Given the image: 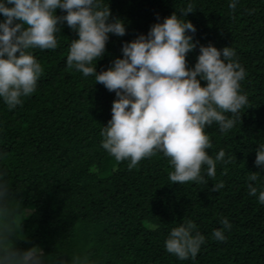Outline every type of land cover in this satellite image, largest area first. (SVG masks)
I'll return each mask as SVG.
<instances>
[{"label": "trees", "instance_id": "16d2710c", "mask_svg": "<svg viewBox=\"0 0 264 264\" xmlns=\"http://www.w3.org/2000/svg\"><path fill=\"white\" fill-rule=\"evenodd\" d=\"M184 2L107 0L110 13L126 21V32L109 36L96 71L120 56L121 41L146 33L157 16ZM192 3L185 18L196 28L194 39L234 49L245 69L240 91L248 101L229 131L206 127L209 154L222 148L233 159L218 163L212 178L202 168L204 183H170L171 166L159 152L128 169L127 161H115L100 146L114 92L65 64L69 39L75 38L66 25L55 49L32 50L43 69L36 90L12 110L0 102V170L6 174L0 217L11 220L30 207L23 230L45 252L87 254L95 264H264V205L247 194L245 184L249 172H259L256 184H264V169L253 163L257 144L264 143V0H238L233 9L228 0ZM197 53L186 55L188 67ZM219 180L224 187L211 192ZM182 217L195 223L205 242L194 258L178 260L163 245ZM223 217L231 228L220 242L210 237Z\"/></svg>", "mask_w": 264, "mask_h": 264}, {"label": "clouds", "instance_id": "9594fccd", "mask_svg": "<svg viewBox=\"0 0 264 264\" xmlns=\"http://www.w3.org/2000/svg\"><path fill=\"white\" fill-rule=\"evenodd\" d=\"M237 2L228 0V8ZM193 10L192 0H185L183 7L162 19L157 16L146 33L121 41L120 56L98 72L96 63L106 54L109 36L126 32V21L110 13L107 0H0V102L12 110L36 90L43 69L32 50L55 49L57 34L66 25L75 38L69 39L65 64L114 92L110 119L100 128V146L115 161H127L128 169L159 152L171 166L170 183H204V175L215 176L218 163L233 159L222 148L209 154L206 127L215 124L221 134L229 131L248 101L240 91L245 69L234 49L195 40L196 28L185 18ZM196 48L195 61L188 67L185 57ZM254 151V165L264 169V143ZM258 174L249 172L245 184L247 194L264 205ZM5 176L0 170V182ZM223 187L219 180L209 190ZM32 211L27 206L11 220L0 217V264H95L87 254L45 252L32 243L23 230ZM218 223L222 227L214 228L210 238L222 242L231 224L227 217ZM204 242L195 223L182 217L169 229L163 246L185 260L194 258Z\"/></svg>", "mask_w": 264, "mask_h": 264}]
</instances>
